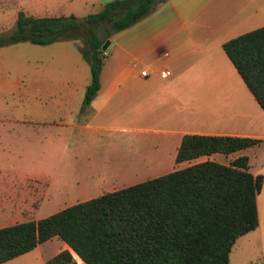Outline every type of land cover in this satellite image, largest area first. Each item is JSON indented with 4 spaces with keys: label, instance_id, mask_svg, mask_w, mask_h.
Segmentation results:
<instances>
[{
    "label": "crops",
    "instance_id": "0c3cea01",
    "mask_svg": "<svg viewBox=\"0 0 264 264\" xmlns=\"http://www.w3.org/2000/svg\"><path fill=\"white\" fill-rule=\"evenodd\" d=\"M106 1L108 0H54L55 4H52V0L51 4L36 5V2L23 0L26 7L41 12L40 15H34L24 11L33 16L72 14L76 17L88 14L90 8L95 10L93 12L98 11ZM261 26H264V0L156 2L145 17L107 38L109 43L106 49L111 47L110 52H114V56L112 64H107L106 60L102 62L99 88L92 99L94 102H90V114L79 113L89 77V69L82 57V60L77 61L80 74L69 76L68 82L34 85L37 94L55 97L56 104L63 106V112L71 113L70 119L73 111L77 112L76 115L81 114L83 118H87L82 123L74 124L75 129L82 130L72 132V137L75 138L70 146V153L76 156L77 161L66 166L61 174L62 184L56 185L58 192L67 195L70 182L73 181L77 187L74 192L83 201L132 185L135 183L131 177L134 171L152 170L155 160L163 161V157H160L162 154L170 162L173 159L174 167L170 171L205 159L227 164L230 159L244 154L247 156L248 171L251 174H262L263 182L255 197L257 225L237 239L248 236L255 242L258 240L264 257V114L221 48L224 41ZM72 43L77 50L75 42ZM133 62L135 67H131ZM142 69L147 70L146 76L139 75ZM163 70L167 74L170 70L172 78L162 82L160 71ZM68 71H73L72 66ZM176 75L193 76L195 84L192 90L198 92L196 96L201 97V92H204V100L200 101V109L197 110L200 123L197 127L186 128L177 123L172 127L154 129L148 125V121L153 118L154 103L161 105L163 102H171L178 111L186 107V84L180 85L179 80L174 79ZM207 79L211 81L206 82ZM188 101L191 102L192 99ZM105 110L109 113L114 111L118 119L129 114L136 122L127 127H110L92 122L99 111ZM109 128L137 133L135 139L142 142L141 147L152 148L156 143V159L154 147L153 151L145 149L139 153L128 149H113L112 158L104 163L100 156L95 157L96 150L92 147L98 137L97 132ZM184 134L248 137L260 142L227 155L213 153L175 162L176 149ZM56 137H60V134ZM56 145L57 142H52L51 150ZM1 146L9 152L7 144L3 142ZM258 149L261 151L256 155ZM138 161L142 164H138ZM3 163L0 167V227L36 220L33 213L43 202L52 201V176L41 169H31L27 175L19 168L14 169L6 162ZM92 180L95 185L110 182L116 183L118 187L96 193L88 185ZM39 245L5 262L44 264L45 259L38 254ZM62 249L69 250L77 264H85L62 240L54 254Z\"/></svg>",
    "mask_w": 264,
    "mask_h": 264
},
{
    "label": "trees",
    "instance_id": "16d2710c",
    "mask_svg": "<svg viewBox=\"0 0 264 264\" xmlns=\"http://www.w3.org/2000/svg\"><path fill=\"white\" fill-rule=\"evenodd\" d=\"M165 0H108L82 17L33 16L18 10L0 47L21 41L77 42L88 64L79 113L92 112L104 58L101 45ZM107 26L100 38L98 30ZM80 41V42H79ZM221 48L264 114V26L232 37ZM248 137L184 134L175 162L227 155L259 143ZM262 174L248 171L246 155L227 164L205 159L132 185L78 201L36 220L0 227V263L57 237L85 264H229L235 240L257 225L255 197ZM44 264H76L62 249Z\"/></svg>",
    "mask_w": 264,
    "mask_h": 264
},
{
    "label": "rangeland",
    "instance_id": "374dc122",
    "mask_svg": "<svg viewBox=\"0 0 264 264\" xmlns=\"http://www.w3.org/2000/svg\"><path fill=\"white\" fill-rule=\"evenodd\" d=\"M32 1L36 2V5L52 3V0H30V2ZM52 4H55L54 0ZM18 10L34 15L41 13L37 12V9L31 10L26 7L23 0H0V37L7 36L13 31L15 14ZM93 11L95 10L90 8L89 13ZM107 29V26L103 25L98 30V36L102 38ZM113 34L111 33L109 36H113ZM75 44L76 46L79 45L77 42ZM110 49L111 47L104 50L103 61L106 60L107 64H112L114 56V52L111 53ZM80 60L82 59L79 50L75 49L71 40L54 41L47 44L21 41L0 47V167L4 165L3 162H6L11 168H19L27 175L31 169L38 171L41 169L52 176L53 187L50 189V191L54 190L50 197L52 201L43 202L41 207L33 213L34 219L42 218L80 201L81 196H76L74 192L77 187L73 181L70 182L67 195L59 193L57 187L62 184L63 179L60 177L66 166L77 161L76 156L70 153V146L75 138L72 137L74 135L72 132H82V130L75 129L74 124L82 123L87 118H83L81 114L76 115L77 112L73 111L74 117L72 116L70 119L71 113L63 112V106L56 104L55 97L41 96L34 91L33 87L34 85L68 82L69 76L80 74V68L77 66V61ZM84 64L88 67L85 61ZM71 66L73 71L69 72L68 69ZM168 71L170 73V70ZM169 73L166 72V76ZM161 77L162 82L167 81L172 78V73L167 77ZM174 79H178L180 85L186 84V107L178 111L171 102H163L161 105L154 103L152 107L153 118L148 121V125L153 126L154 129L172 127L177 123L181 127H197L200 123L197 110L200 109V101L204 100V92H201V97L196 96L198 92L192 90V86L195 84L193 76L178 77L176 75ZM208 81L211 80L207 79L206 82ZM207 95L208 92H206ZM190 98L192 99L191 102L188 101ZM111 113L113 115H110ZM111 113L107 110L99 111L93 117L92 122L110 127H127L136 122L135 118L130 117L129 114L118 119L114 115V111ZM57 134H60L61 138L56 137ZM136 135L138 134L110 128L109 130L98 131V137L93 143L94 147H92L93 150H96L95 157L100 156L102 161L107 163L112 158L113 149H128L132 150L133 153L144 152L145 149L153 151L152 148L156 143L152 148L141 147L142 142L135 139ZM3 142L7 144L9 152L3 150V146H1ZM52 142H57V145L55 149L51 150ZM85 145L89 144L85 143ZM260 151L258 149L256 155ZM154 154L156 159V147H154ZM160 157H163V161L157 162L155 160L152 170H135L131 176L133 177L132 181L140 182L166 173L174 167L173 159L171 162L166 160L165 154L160 155ZM140 163L142 164L141 161H138V164ZM88 185L96 193L108 191L111 187H118L116 183L111 184L110 182L95 185L93 180ZM59 242L60 239L54 237L40 243L38 254L43 259L51 257L59 246ZM262 254V246H258V240L255 242L248 236L241 237L231 246L228 261L229 264H264ZM13 263L8 261L1 264Z\"/></svg>",
    "mask_w": 264,
    "mask_h": 264
},
{
    "label": "built area",
    "instance_id": "2783aa9c",
    "mask_svg": "<svg viewBox=\"0 0 264 264\" xmlns=\"http://www.w3.org/2000/svg\"><path fill=\"white\" fill-rule=\"evenodd\" d=\"M165 54H163V56H164ZM136 66V64L133 62V63H131V67H135ZM139 75L140 76H146L147 75V70L146 69H142V70H140V72H139ZM160 75L161 76H166V72L163 70V71H160ZM77 264V263H76Z\"/></svg>",
    "mask_w": 264,
    "mask_h": 264
},
{
    "label": "water",
    "instance_id": "95a60500",
    "mask_svg": "<svg viewBox=\"0 0 264 264\" xmlns=\"http://www.w3.org/2000/svg\"><path fill=\"white\" fill-rule=\"evenodd\" d=\"M109 41L106 39L101 45V50H105L106 46L108 45Z\"/></svg>",
    "mask_w": 264,
    "mask_h": 264
}]
</instances>
